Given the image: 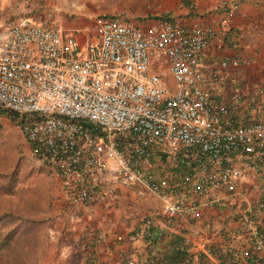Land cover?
<instances>
[{
	"label": "built area",
	"instance_id": "built-area-1",
	"mask_svg": "<svg viewBox=\"0 0 264 264\" xmlns=\"http://www.w3.org/2000/svg\"><path fill=\"white\" fill-rule=\"evenodd\" d=\"M232 16L227 10L220 27L171 19L142 27L119 15H98L94 36L82 46L58 19L17 15L0 28V110L22 116L15 121L31 153L55 172L73 203L89 205L108 170L121 184L148 186L161 199L157 213L176 226L204 222L212 206L237 210L246 202L228 234L237 257L263 253L252 214L264 212V199L249 201L242 187L250 167L257 182L264 181V77L229 82L223 71L207 72L202 63L205 46L225 36ZM242 63L250 61L219 62ZM127 133L122 148L118 136ZM156 152L174 162L172 179L150 171ZM153 219L154 211H147L133 237ZM212 236L196 230L186 240L209 253Z\"/></svg>",
	"mask_w": 264,
	"mask_h": 264
},
{
	"label": "crops",
	"instance_id": "crops-1",
	"mask_svg": "<svg viewBox=\"0 0 264 264\" xmlns=\"http://www.w3.org/2000/svg\"><path fill=\"white\" fill-rule=\"evenodd\" d=\"M134 7L132 13L128 11L124 15L113 0H0V28L20 14L34 20L58 19L63 27L74 32L84 46L94 36L93 21L98 15H119L142 27L155 19H171L187 25L196 20L220 27V17L227 10H232L233 16L225 36L221 40L212 38L204 48V68L207 72L223 71L229 82L254 83L264 77V0H136ZM233 57L241 62L249 60L250 63H242L239 67L220 66L221 59ZM168 81L173 84L169 75ZM156 162L157 159L152 160L149 169L158 175ZM258 180L254 169L248 168L242 189L243 196L249 201H256L262 195L261 181L259 183ZM59 185L62 204L53 209L52 216L45 221L50 238L41 243L38 264H47L44 256L47 249L49 260L60 252L67 262H70L67 257L72 260L70 254H73L79 264H84V255L90 249L98 264L129 253L131 257H136L135 250L142 247L144 241L141 237H133V233L141 225L147 211H154L153 224L160 227L166 225L165 217L157 213L161 205L160 197L141 183L124 185L117 182L111 170L106 172L104 183L92 192L93 200L89 205L73 203L63 186ZM108 187H112V195H108ZM245 203L237 210L228 204L223 208L212 206L209 209L211 215L204 220L210 223V229L200 221L196 223V220L187 226L206 236L213 232L212 240L219 241L222 235L218 227L232 226L233 218ZM176 228L171 226V229Z\"/></svg>",
	"mask_w": 264,
	"mask_h": 264
},
{
	"label": "trees",
	"instance_id": "trees-1",
	"mask_svg": "<svg viewBox=\"0 0 264 264\" xmlns=\"http://www.w3.org/2000/svg\"><path fill=\"white\" fill-rule=\"evenodd\" d=\"M0 111L6 113L13 120L22 117L13 110L1 109ZM236 119L242 120L244 116L238 115ZM128 135L127 133L118 136L122 148H126L129 140ZM156 159L155 169L158 176L172 179L175 175L174 162L161 152L154 154L152 160ZM261 189V197L264 199V181L261 182ZM225 204H218L217 207L221 206L223 208L227 205ZM252 216L256 219L260 236L264 238V212L262 214L253 213ZM29 221L38 222L33 219H25L21 224L8 228L3 236L0 235V264H28L29 253L33 250V241L31 240L33 234L31 233V227L28 225L30 224ZM26 222L28 223L26 224ZM165 222V227L152 224L139 236L143 239L144 245L135 250L136 261L134 264H264V252H253L251 256L243 258L237 257L235 253L238 245L232 241L234 237L228 234L230 229L229 227L226 228L225 225L218 229V232L222 235L221 240L206 243V248L209 250V253H206L202 249L194 250L192 242L186 240V234L194 233L193 229L181 225L176 226L169 217H165ZM204 222H202V225L210 229V223ZM173 225L177 228L171 229ZM39 244L41 245V241L36 246L38 247ZM129 257H131L130 253L123 255L119 259H114L112 264H129ZM83 263L98 264L94 261L92 249L84 255ZM102 264H107V262Z\"/></svg>",
	"mask_w": 264,
	"mask_h": 264
},
{
	"label": "rangeland",
	"instance_id": "rangeland-1",
	"mask_svg": "<svg viewBox=\"0 0 264 264\" xmlns=\"http://www.w3.org/2000/svg\"><path fill=\"white\" fill-rule=\"evenodd\" d=\"M113 1L124 15L135 10L136 0ZM59 184L61 181L55 172L31 153L16 121L0 111V235L25 219L38 221H29L31 225L28 224L33 234V250L29 253L28 264H38L41 245H36L50 238L45 221L52 216L53 209L62 204ZM193 232L196 233V229ZM48 251L44 255L47 264H79L73 254H70L72 260L67 257L70 261L67 262L60 252L49 260Z\"/></svg>",
	"mask_w": 264,
	"mask_h": 264
}]
</instances>
